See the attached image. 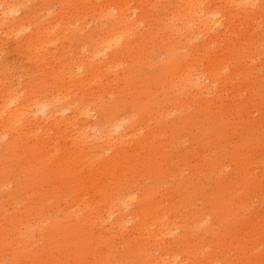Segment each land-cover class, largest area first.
I'll use <instances>...</instances> for the list:
<instances>
[{"label": "rangeland", "instance_id": "1", "mask_svg": "<svg viewBox=\"0 0 264 264\" xmlns=\"http://www.w3.org/2000/svg\"><path fill=\"white\" fill-rule=\"evenodd\" d=\"M176 1L0 16V264H147L136 247L161 254L176 216L179 258L264 264V0H206L215 25ZM133 189L121 228L109 211Z\"/></svg>", "mask_w": 264, "mask_h": 264}, {"label": "bare ground", "instance_id": "2", "mask_svg": "<svg viewBox=\"0 0 264 264\" xmlns=\"http://www.w3.org/2000/svg\"><path fill=\"white\" fill-rule=\"evenodd\" d=\"M173 1H175V0H173ZM245 1H248V2L251 1V2H253V4H256V2H258V0H244V2ZM117 2L116 3H115V1H113L112 3L109 2L111 4H106L105 3V5L104 6L101 5L102 7H100V8H104V9L105 8H113L114 11H117V13H119L121 15V17H123L124 16V9H125L124 7H126V4L123 3L122 1H119V3H117ZM101 3H103V2H101ZM23 4H24V0H0V13H1L0 16L3 15V18H4L5 22H7V20L11 19L12 16L15 13H18L21 10ZM111 5L113 7H111ZM205 5L206 6L208 5L206 0H181V2L178 3V6H180V9H181V7L185 9V10L183 9L184 15H182V16H188V14L189 15L190 14L197 15L198 17L200 16L199 20H198V22H199L198 25H205V24H213V25H215V22H214L215 18L213 19V13L212 12L206 10L205 11V15H203V11H202V16H201V14H199V12H200L199 10L201 9L202 6L205 7ZM167 7H169V6H167ZM91 8H93V7H91ZM91 8H89V9H91ZM104 9L101 10V11L103 12ZM125 16L128 17V21L133 26L135 25V23H139V22H142V21L144 22L143 18H141V17H138V19L133 20L131 17L128 16L127 13H125ZM214 16H215V14H214ZM183 18L184 17H182V19ZM198 22H196V24ZM219 22H220V19L218 21H216V24L219 23ZM119 23L120 24H124V26L127 25L126 23H122V22H119ZM120 28H122V27H120ZM117 34H118V32H116L115 34H113L111 36V39H112L111 41H114L117 38ZM108 41H110V40H108ZM112 43H114V42H112ZM105 48H106L105 45H101L99 47L98 53L102 55V53H104L106 51ZM96 55H98V54L96 53ZM109 62H111V61H109ZM91 129L92 128H88L87 127V128H85L82 131V135H83V137H85V139H87L89 141H97L98 139H102V136L100 135L99 129H98L97 126H93V131H91ZM6 135H8V134H6ZM111 135H113V133H111ZM134 191H135V189L129 190V193L124 194L123 197L119 199V203H118L119 207L116 204V206L114 205L111 208V210L109 211L110 217L114 218L115 224L117 223L119 225V227H121V228L125 227V225L127 223L133 221V218L135 216H137L140 212H142V208H141L142 201L141 202L138 201V198H136L137 195H134L135 194ZM134 206H137L138 209L137 210H133L132 208ZM65 216L71 217V209H69V211L67 213H65ZM178 220H180V217H177V216L175 218L167 217V219L161 220L162 230L165 228L166 225H167V228H168V233L166 235H163V238L173 237L174 239H173V242H171L168 247H167V245H164V246L161 247V254H159L158 256H152V255L148 254L146 246L138 245L136 247V250L142 256L144 263H147V264H194L192 262V258L191 257H188L187 259L179 258V255H183L185 253H188L189 250L187 249L188 245L185 244V241L187 240V237H186L187 234L184 235V236H181V234L178 233V231H184L183 225L179 224ZM113 228H114V226H113ZM157 230H159V233H160V227H157ZM156 240L158 241L159 238H157ZM158 243H161V239L159 240ZM157 246H159V245H156V247ZM173 249H177V251L172 252ZM206 260L207 261H205V262L196 261V264H225L223 261H219V260H216V262H213V263L211 261H208V258H206Z\"/></svg>", "mask_w": 264, "mask_h": 264}]
</instances>
